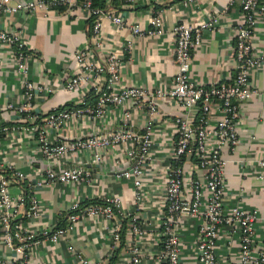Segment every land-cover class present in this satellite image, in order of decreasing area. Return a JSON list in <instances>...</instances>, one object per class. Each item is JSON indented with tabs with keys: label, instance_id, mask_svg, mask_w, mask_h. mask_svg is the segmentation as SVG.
Listing matches in <instances>:
<instances>
[{
	"label": "crops",
	"instance_id": "0c3cea01",
	"mask_svg": "<svg viewBox=\"0 0 264 264\" xmlns=\"http://www.w3.org/2000/svg\"><path fill=\"white\" fill-rule=\"evenodd\" d=\"M110 1V0H107ZM106 11L120 14L125 21L118 27L105 14L102 15L100 45L92 48L91 58L105 63L110 50L121 51L118 86L135 85L151 91L164 89L172 82L178 69L175 62L174 24L183 20L194 25L207 23L200 43L192 48L189 78L202 84L228 81L234 74L233 42L236 28L241 22V0H132L122 7L108 6ZM8 26L21 28L27 48L34 54L27 61L28 77L33 83L48 84L52 91L38 94L33 99L32 112L38 117L31 121L15 106L22 100L23 86L19 75L13 73L6 47H0V125H38L47 112L65 105L78 104L92 88L84 83L73 91L64 87L75 65L74 53L89 40L91 25L87 12L81 7L68 11L56 7L49 12L38 11L30 15L16 12L6 18ZM144 29H157L154 33L132 36V25ZM131 38V47L126 49ZM253 45L264 51V16L255 27ZM252 86L256 88L243 106L240 118L239 142L231 148L222 147L226 158V192L228 201L240 197L245 207H257L261 219L257 222L255 237L264 239V179L259 178L258 158L264 157V65L253 70ZM157 113L149 111L148 100H127L122 105L108 104L99 116L74 117L50 135L60 138L85 137L93 133H106L121 128L135 134L150 131L152 158L142 175V203L139 210L143 233L138 243L142 247L141 264H158L156 253L161 246L157 235L159 218L165 202L166 170L171 163L172 139L175 136L173 119L181 113L176 99L156 95L153 98ZM12 103V107L8 106ZM214 116V115H212ZM4 131L0 141V154L5 163L8 188L21 199L25 191V179L34 180L33 192L42 203L39 217L27 224L37 239L28 249L30 264H128V244L132 235L129 218L136 211L133 205L135 185L131 177L117 175L124 167L132 165L133 158L126 154L125 146L108 150L103 161L94 158L93 151L86 150L78 156H64L53 160V167L67 168L80 165L91 172L90 183H53L44 180L45 161L38 150L34 133ZM134 144H138L136 141ZM190 160H194L193 155ZM189 169V165L186 164ZM200 170L192 171V178H201ZM190 176H187L189 180ZM38 180V182H35ZM188 181L185 188H188ZM24 188V189H23ZM117 196L119 207L114 216L102 213L83 215L73 222L56 239L41 234L44 229H55L66 220L70 224L73 203L101 200L102 195ZM235 195V196H234ZM28 199L18 206V217H23ZM24 218V217H23ZM199 218L183 217L179 222L181 264H200L196 258V235ZM117 225L121 240L112 245L111 230ZM239 245V235L222 229L216 241L219 264H233ZM0 255L12 262L21 255L19 247L5 243L0 223Z\"/></svg>",
	"mask_w": 264,
	"mask_h": 264
},
{
	"label": "built area",
	"instance_id": "2783aa9c",
	"mask_svg": "<svg viewBox=\"0 0 264 264\" xmlns=\"http://www.w3.org/2000/svg\"><path fill=\"white\" fill-rule=\"evenodd\" d=\"M129 2L132 0H128ZM190 0H184V3ZM63 5L68 11L77 7L84 9L88 17L98 13L95 18L89 40L74 53L75 65L67 77L64 87L77 90L84 83L98 92V100L94 105H84L85 96L78 104L55 108L40 118L38 125L21 127L20 125H0V141L4 131H29L36 135L38 150L45 161L43 168L44 180L53 183H83L91 181V172L80 165L67 168H55L53 160L64 156H78L86 150L93 151L97 161L105 159V153L119 146H125L126 154L134 162L117 173L120 177H131L135 185L133 205L136 211L129 218V231L132 235L128 244V264H141L142 247L138 243L143 233V223L139 210L142 203V175L146 173L147 163L152 158V137L149 130L140 134L130 129L121 128L106 133H93L85 137L60 138L57 134L50 135L51 130L57 132L67 120L74 117H95L105 111L108 104L124 105L127 100H148L149 111L157 113L153 101L160 95L176 99L181 106V113L173 119L175 136L172 139V159L166 170L165 202L163 213L159 218L157 235L161 246L156 253L158 264H181V241L179 222L183 217L199 218L196 235V258L200 264H219L216 252V241L221 230L236 232L239 235V245L233 264H264V239L258 241L255 237L257 222L261 219L257 207H245L240 197L228 201L226 192V158L222 147L231 148L239 142L240 118L243 106L251 98L256 88L252 86L251 75L255 68L264 65V51L253 45L255 27L259 18L264 16V0H241V22L236 28L233 42L234 74L228 81L202 84L189 78V63L192 58V48L200 43L207 23L194 25L183 20L173 26L175 34V62L177 72L164 89L151 91L146 88L128 85L118 86L119 69L122 64L121 51L110 50L105 54V63L93 60L92 48L100 45L102 15H106L118 27H124L125 21L114 11L102 12L93 8L91 0H0V47H6L13 73L19 75L23 86L22 100L15 108L24 117L34 121L38 116L32 112L33 99L38 94L52 91L48 84L33 83L28 77L27 61L33 51L27 48V41L22 36L21 28L8 26L6 18L20 12L27 15L38 11L49 12ZM157 29H144L132 25V36L154 33ZM131 38L127 40L126 49L129 52ZM93 46V47H92ZM12 103L8 106L12 107ZM84 105V106H81ZM214 115V116H212ZM138 144H134V142ZM193 155L194 160H190ZM259 178L264 179V157L258 158ZM189 165V169L186 168ZM0 154V223L2 237L6 244H16L21 251L20 257L14 262L0 255V264H30L28 249L35 238L27 224L35 221L42 211V203L33 192L34 180L25 179V175L17 172L25 191L21 199L12 195L8 188L7 168ZM200 170L201 178H192V171ZM190 176L187 180V176ZM188 181V188H185ZM35 182H38L36 180ZM24 189V188H23ZM28 199L24 218L13 222L18 217V206L23 199ZM101 203H89L80 208L78 202L73 203L70 213V224L55 229H44L41 234L56 239L73 222L83 215L102 213L113 217V209L119 207L117 196L107 193L102 195ZM79 209L78 211H75ZM121 240L117 225L111 230L112 245ZM81 264H88L86 259Z\"/></svg>",
	"mask_w": 264,
	"mask_h": 264
},
{
	"label": "trees",
	"instance_id": "16d2710c",
	"mask_svg": "<svg viewBox=\"0 0 264 264\" xmlns=\"http://www.w3.org/2000/svg\"><path fill=\"white\" fill-rule=\"evenodd\" d=\"M125 3H129L128 0H110V1H107V0H91V6L95 9L99 8L101 9L102 12H106V10L108 9V6L109 5H112L113 7H116V8H119L122 7L123 4ZM58 7H64L63 5H59ZM98 16V13H92L89 17H88V21L91 25V30H92V25H93V22L95 20V18ZM98 92H96L94 89H91L90 91H88V93L86 94L85 96V104L84 105H94L97 100H98ZM84 105H81V106H84ZM102 200H94V201H90V202H83V203H79L80 204V208H83L85 205L89 204V203H101ZM79 209L75 210V211H78ZM23 219V217H16L13 222H16L18 220H21ZM66 220H63L61 221L60 223H58V227H65L67 224H66Z\"/></svg>",
	"mask_w": 264,
	"mask_h": 264
}]
</instances>
